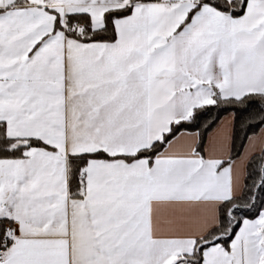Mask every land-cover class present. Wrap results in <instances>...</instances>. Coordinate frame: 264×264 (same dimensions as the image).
<instances>
[{"label": "snow or ice", "instance_id": "obj_1", "mask_svg": "<svg viewBox=\"0 0 264 264\" xmlns=\"http://www.w3.org/2000/svg\"><path fill=\"white\" fill-rule=\"evenodd\" d=\"M0 264H264V0H0Z\"/></svg>", "mask_w": 264, "mask_h": 264}]
</instances>
